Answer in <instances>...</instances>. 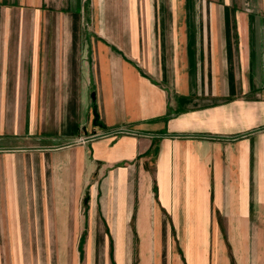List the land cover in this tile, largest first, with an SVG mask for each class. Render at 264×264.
Masks as SVG:
<instances>
[{
	"label": "crops",
	"instance_id": "obj_1",
	"mask_svg": "<svg viewBox=\"0 0 264 264\" xmlns=\"http://www.w3.org/2000/svg\"><path fill=\"white\" fill-rule=\"evenodd\" d=\"M0 264H264V0H0Z\"/></svg>",
	"mask_w": 264,
	"mask_h": 264
},
{
	"label": "water",
	"instance_id": "obj_2",
	"mask_svg": "<svg viewBox=\"0 0 264 264\" xmlns=\"http://www.w3.org/2000/svg\"><path fill=\"white\" fill-rule=\"evenodd\" d=\"M94 114H95V124H99V115L97 113L96 107L94 108Z\"/></svg>",
	"mask_w": 264,
	"mask_h": 264
},
{
	"label": "rangeland",
	"instance_id": "obj_3",
	"mask_svg": "<svg viewBox=\"0 0 264 264\" xmlns=\"http://www.w3.org/2000/svg\"><path fill=\"white\" fill-rule=\"evenodd\" d=\"M95 108V107H94ZM118 258H121V255L120 254H117Z\"/></svg>",
	"mask_w": 264,
	"mask_h": 264
}]
</instances>
